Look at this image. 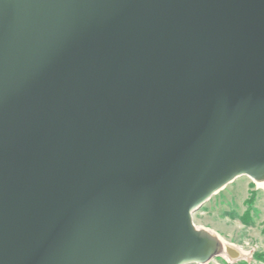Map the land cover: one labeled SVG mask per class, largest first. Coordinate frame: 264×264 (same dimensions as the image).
Wrapping results in <instances>:
<instances>
[{"label": "water", "instance_id": "water-1", "mask_svg": "<svg viewBox=\"0 0 264 264\" xmlns=\"http://www.w3.org/2000/svg\"><path fill=\"white\" fill-rule=\"evenodd\" d=\"M264 182V0H0V264H207L192 215Z\"/></svg>", "mask_w": 264, "mask_h": 264}, {"label": "rangeland", "instance_id": "rangeland-1", "mask_svg": "<svg viewBox=\"0 0 264 264\" xmlns=\"http://www.w3.org/2000/svg\"><path fill=\"white\" fill-rule=\"evenodd\" d=\"M192 220L197 229L212 232L239 252L235 261L220 254L207 264H264V189L255 182L235 180L205 202Z\"/></svg>", "mask_w": 264, "mask_h": 264}, {"label": "bare ground", "instance_id": "bare-ground-1", "mask_svg": "<svg viewBox=\"0 0 264 264\" xmlns=\"http://www.w3.org/2000/svg\"><path fill=\"white\" fill-rule=\"evenodd\" d=\"M256 184L259 185L260 188H263V189H264V182H260V183H257V182H256ZM219 241H220L222 247H225L224 242H222V240H221L220 238H219ZM239 251H241V250H239ZM241 252H242V251H241ZM241 257H242V258H248L249 256H248V255L241 254Z\"/></svg>", "mask_w": 264, "mask_h": 264}]
</instances>
